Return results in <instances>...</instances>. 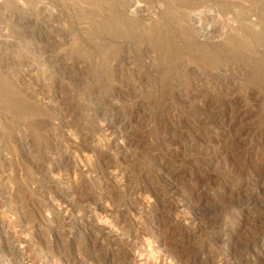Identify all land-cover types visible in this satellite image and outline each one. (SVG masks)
Wrapping results in <instances>:
<instances>
[{"label":"rangeland","instance_id":"rangeland-1","mask_svg":"<svg viewBox=\"0 0 264 264\" xmlns=\"http://www.w3.org/2000/svg\"><path fill=\"white\" fill-rule=\"evenodd\" d=\"M177 253L264 264V0H0V264Z\"/></svg>","mask_w":264,"mask_h":264},{"label":"bare ground","instance_id":"bare-ground-1","mask_svg":"<svg viewBox=\"0 0 264 264\" xmlns=\"http://www.w3.org/2000/svg\"><path fill=\"white\" fill-rule=\"evenodd\" d=\"M200 4V3H199ZM252 31V30H251ZM251 62V61H250ZM9 98V97H8ZM12 98V97H11ZM15 98H17V97H15ZM12 101L13 100H15L14 98L13 99H11ZM59 101V100H58ZM15 102V101H14ZM19 102H17V104H18ZM23 105V104H22ZM21 106V105H20ZM19 106V107H20ZM22 107V106H21ZM14 109V108H13ZM23 110H26V109H23ZM236 167V166H235ZM57 170V169H56ZM239 170V169H238ZM235 172V171H234ZM236 173V172H235ZM106 174V173H105ZM110 174V173H109ZM243 175V174H242ZM246 176V175H245ZM234 178V177H233ZM66 179V178H65ZM57 180V179H56ZM59 180V179H58ZM62 181V180H61ZM248 182H250V181H248ZM242 183V182H241ZM232 186V185H231ZM240 186V185H239ZM243 187H244V192H243V195L245 196V193L246 192H248L247 191V189L245 188L246 187V184H244L241 188H239V191H238V197H241L240 195H242V189H243ZM248 187V186H247ZM235 188V187H234ZM249 188V187H248ZM70 190V189H69ZM242 190V191H241ZM152 192V191H151ZM247 194V193H246ZM148 195V194H147ZM155 195V194H154ZM156 196V195H155ZM196 196V195H195ZM236 196H237V194H236ZM248 195H246V197H247ZM237 197V198H238ZM194 198V197H193ZM236 198V199H237ZM233 199V198H232ZM235 199V200H236ZM239 199V198H238ZM237 199V200H238ZM247 199V198H246ZM245 199V200H246ZM187 201V200H186ZM232 201V200H231ZM193 202V199H191L190 197H189V199H188V201H187V204L189 205V204H191ZM236 202H238V201H236ZM250 202V201H249ZM108 203H109V201H108V199H106V206H108ZM230 203V202H229ZM243 203V202H242ZM105 204V203H104ZM187 204H185V205H187ZM238 204V203H237ZM111 205V204H110ZM184 205V206H185ZM232 205V204H231ZM101 205H97V207L99 208ZM103 206V205H102ZM229 206V205H228ZM233 206V205H232ZM236 206V205H235ZM108 208V207H107ZM147 208V207H146ZM229 208V207H228ZM104 209V208H103ZM181 209V208H180ZM112 210V209H111ZM193 211V210H192ZM224 212V211H223ZM84 214V213H83ZM109 214V213H108ZM179 215V214H178ZM98 217V216H97ZM103 220V219H102ZM209 220V219H208ZM211 220V219H210ZM221 220V219H220ZM167 221V220H166ZM160 224V223H159ZM153 226V225H152ZM166 225H165V223H161L160 224V226H158L159 227V230H158V235L159 236H162V237H166L168 234H169V232H171V229H163L164 227H165ZM168 226H170V223H169V225ZM184 230V229H183ZM173 231V230H172ZM124 237V236H123ZM161 237V238H162ZM183 237V236H182ZM254 237V236H253ZM127 238V237H126ZM140 238V237H139ZM188 238V236L186 237V239ZM255 238V237H254ZM176 239V238H175ZM185 238H182L181 240H179L178 242H177V246L178 247H182V246H184V244H186V240ZM130 240V239H129ZM188 240V239H187ZM145 241V240H144ZM149 242V241H148ZM256 242V241H255ZM133 243V242H132ZM144 244H147L148 245V243H144ZM191 245V244H190ZM145 247H147L148 249H149V247L148 246H145ZM174 249V248H173ZM144 250H145V248H144ZM78 251V250H77ZM173 251V250H172ZM180 251V250H179ZM137 252V251H136ZM181 252V251H180ZM222 256V255H221ZM164 257V256H163ZM170 257V256H169ZM96 258V257H95ZM158 259V258H157ZM183 259H184V255L183 254H174V255H171V257H170V261H169V264H178V263H180V262H182L183 261ZM169 260V259H168ZM168 262V261H167ZM166 262V263H167ZM188 262V261H187ZM232 262V261H231ZM141 263V262H140ZM165 263V264H166ZM254 263V262H253Z\"/></svg>","mask_w":264,"mask_h":264}]
</instances>
